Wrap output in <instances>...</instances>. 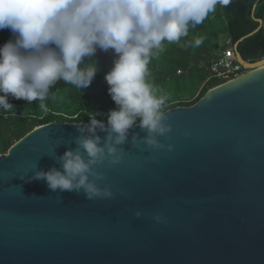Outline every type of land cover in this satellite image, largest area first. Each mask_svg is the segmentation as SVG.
<instances>
[{"label":"water","instance_id":"obj_1","mask_svg":"<svg viewBox=\"0 0 264 264\" xmlns=\"http://www.w3.org/2000/svg\"><path fill=\"white\" fill-rule=\"evenodd\" d=\"M258 22L233 44L244 74L162 112L160 146L137 122L120 161L94 166L112 196L30 179L59 169L91 121L37 125L0 153V264H264V57L238 51Z\"/></svg>","mask_w":264,"mask_h":264},{"label":"clouds","instance_id":"obj_2","mask_svg":"<svg viewBox=\"0 0 264 264\" xmlns=\"http://www.w3.org/2000/svg\"><path fill=\"white\" fill-rule=\"evenodd\" d=\"M228 0H0V31L12 38L0 45V109L10 111L9 98L45 101L60 81L76 89L87 88L96 75L97 51L113 53L112 67L105 74L108 94L116 107L107 125L91 119L89 136L78 138L79 147L66 149L61 167L39 170L30 179H43L52 191L83 190L86 198L112 196L90 176L95 165L106 159L118 163L117 145L139 118L147 129L148 145L160 146L155 134L169 130L162 123L164 97L153 94L147 80L148 65L163 51L165 42L180 43L189 28L201 24L217 3ZM200 38L182 47H198ZM106 131L104 144L96 134ZM82 130V129H81ZM83 150V153L81 152ZM139 215V212H137ZM159 219V217H157Z\"/></svg>","mask_w":264,"mask_h":264},{"label":"trees","instance_id":"obj_3","mask_svg":"<svg viewBox=\"0 0 264 264\" xmlns=\"http://www.w3.org/2000/svg\"><path fill=\"white\" fill-rule=\"evenodd\" d=\"M228 0L227 4L217 3L205 20L189 28L187 37L180 43L168 44L148 65L147 80L153 94L164 97L161 112L175 106H189L202 97L206 91L221 81L209 78L208 62L221 49V42L229 40L233 45L240 37L253 31L262 20V26L252 35L238 43L242 58L255 61L264 57V0ZM225 34V38L220 35ZM12 38L10 30L0 31V45ZM200 38L198 47H182L185 41ZM224 40V41H223ZM113 53L97 51L95 57L96 75L87 88L75 87L58 82L45 101L48 112H42L38 102L28 104L24 100L9 98L14 108L0 109V153H5L17 140L35 126L52 121L89 122L95 118L107 123V117L116 105L108 94L104 79L113 63ZM178 70H181L179 73ZM197 96L191 100V98ZM139 122L137 118L136 123Z\"/></svg>","mask_w":264,"mask_h":264},{"label":"built area","instance_id":"obj_4","mask_svg":"<svg viewBox=\"0 0 264 264\" xmlns=\"http://www.w3.org/2000/svg\"><path fill=\"white\" fill-rule=\"evenodd\" d=\"M221 43L219 53L208 62L206 69L209 73L208 79L218 78L223 83L244 74L247 69L237 61L233 45L230 44L229 40Z\"/></svg>","mask_w":264,"mask_h":264},{"label":"rangeland","instance_id":"obj_5","mask_svg":"<svg viewBox=\"0 0 264 264\" xmlns=\"http://www.w3.org/2000/svg\"><path fill=\"white\" fill-rule=\"evenodd\" d=\"M222 38H225V34H222V35H220ZM224 41V40H223ZM197 96V94H195L192 98H191V100L192 99H194L195 97Z\"/></svg>","mask_w":264,"mask_h":264}]
</instances>
